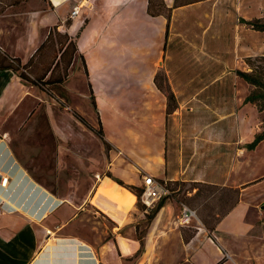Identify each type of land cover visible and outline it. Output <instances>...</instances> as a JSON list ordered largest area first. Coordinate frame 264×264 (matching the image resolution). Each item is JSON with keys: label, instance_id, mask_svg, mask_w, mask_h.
I'll return each instance as SVG.
<instances>
[{"label": "crops", "instance_id": "0c3cea01", "mask_svg": "<svg viewBox=\"0 0 264 264\" xmlns=\"http://www.w3.org/2000/svg\"><path fill=\"white\" fill-rule=\"evenodd\" d=\"M50 1L54 9L0 15V264H238L228 239L250 230L247 217L256 197L251 191L260 183L250 180L248 170L243 171L244 166L248 167L243 161L240 171L232 173L228 180L231 187L239 190V201L217 224L216 241L198 226L186 242L177 220L178 203L168 199L141 236L138 224L145 219L147 209L138 206L130 189L98 176L96 182L101 186H95L80 205L66 201L38 183L18 161L11 147V125L6 123L12 117L25 115V102L34 93L33 86L11 64H15V58L21 64L27 63L46 41L51 27L57 25L60 32L65 30L76 42L78 51L73 64L77 59L82 61L81 56L85 59L86 67L82 64L87 96L92 98L99 129L115 157L110 172L132 185L143 184L142 173L158 181L172 180L167 97L155 82L159 64L165 60V66L174 56L173 38L187 33L218 35L214 21L222 19L221 14L234 13L233 1L224 0L222 6L223 0H199L174 7L169 27L164 15L148 13V0H84L70 24H65L67 13L58 11L69 2L59 1L57 5L55 0ZM165 3L173 7L175 0ZM237 7L248 19L260 18L264 0H239ZM207 21L210 26H197ZM193 23L198 24L190 27ZM143 29L148 33L147 45L132 37L133 32ZM155 38L156 44L149 42ZM138 43L144 54L139 55ZM169 83L173 84L170 79ZM139 99L144 102L139 103ZM4 179L7 182L3 185ZM202 179L226 183L210 173L195 180ZM249 192L251 198L246 201L244 196ZM90 201L95 203L96 212L109 218L117 229L109 239L89 238L70 228L69 218L64 219V207L71 209L72 217L84 213V219L85 204Z\"/></svg>", "mask_w": 264, "mask_h": 264}, {"label": "rangeland", "instance_id": "374dc122", "mask_svg": "<svg viewBox=\"0 0 264 264\" xmlns=\"http://www.w3.org/2000/svg\"><path fill=\"white\" fill-rule=\"evenodd\" d=\"M59 1L55 0V3L61 4ZM191 1L196 0H179L180 3ZM232 1L234 13L221 14L223 18L214 21L218 35L187 33L173 38L171 48L175 50L174 56L165 66V60L159 64L157 81L167 97V107L170 104L174 108L167 113L166 122L169 153L173 156L172 180H168L166 185L169 188L168 200L178 203L181 211L188 206L197 213V219L191 224H180L182 234L196 233L198 226L210 232L209 228L216 227L235 206L237 195L228 180L232 173L240 171L242 161L247 164L243 171H249L251 181L260 182L251 191L256 195L254 208L247 217L252 226L248 232L228 240L238 264H264V141L255 150L245 147L264 130V111H259L254 103H245V97L257 88L238 75L239 70L251 72L254 66L264 65V31L250 23H264V8H260V18L248 19L237 7L239 0ZM83 2L71 0L59 8L60 13H67L65 24L72 20L73 7L79 4L82 7ZM221 5L224 6V0ZM51 8L55 7L50 0H0V15ZM205 13L208 14V10ZM193 24L190 27L194 28L198 23ZM208 25L209 21L197 26L203 28ZM62 31L53 33L52 41L35 55L27 69L25 82L33 86L34 93L25 102V115L12 117L6 123L12 129L11 147L24 168L49 191L80 205L87 196H91L95 186H101L96 182L98 176L117 182L110 172L115 157L101 139L95 138L72 115L76 111L99 128L91 106L92 98L90 102L87 96L82 61L77 59L75 65L68 66V55L60 60V43L65 41V30ZM132 35L147 45L145 29ZM152 41L149 42L157 43L156 38ZM138 44L141 55L145 50H141L143 46ZM56 61L59 64L52 79L61 78V82L47 83V77L37 82L36 78L44 76ZM176 91L180 98H177ZM171 94L174 96L169 100ZM138 102L142 103L144 99ZM209 173L225 179L227 184L195 180ZM120 185L132 184L124 182ZM135 186L138 192V189H143L142 184ZM251 192L245 194L246 201L251 198ZM141 194L139 198L135 194L138 206L146 208L147 213L151 212L160 199L148 207L142 202ZM86 203L84 219V213L79 212L72 217L71 209L63 208L64 219L69 218L70 228L89 238L100 237L99 240H103L112 237L117 230L113 222L96 212L94 202ZM147 213L138 224L141 236L149 222ZM214 231L211 232L215 237ZM51 235L55 236V233Z\"/></svg>", "mask_w": 264, "mask_h": 264}, {"label": "trees", "instance_id": "16d2710c", "mask_svg": "<svg viewBox=\"0 0 264 264\" xmlns=\"http://www.w3.org/2000/svg\"><path fill=\"white\" fill-rule=\"evenodd\" d=\"M196 1H199V0H196ZM191 2H194V1H191ZM191 2H189V3H191ZM187 3L188 2H181L180 3L179 0H175V5L173 7H168L167 4L165 3V0H148V13L152 16L164 15L168 19V27H169L173 8L177 7V6L185 5ZM70 23H71V20H68L67 24H70ZM250 23L254 26V28L261 30V31H264V23H257V22H250ZM56 31L60 32L59 26H57V25L50 30L46 41L38 48V50L36 51L34 56L27 63L21 64L17 58L14 59L15 64L14 63L11 64V67H13L17 71H20V76L22 78L28 79L26 73H27V69L30 66L33 58L35 57V55L38 52H40L46 46V44H48L49 42L52 41L53 33ZM167 34H168V29H167ZM64 38H65V41L60 43V50H61L60 60L62 58H64V56L68 55V66H69V65H72L73 58H74L75 54L77 53L78 49H77L76 42L69 36L68 33L64 34ZM70 48H72L71 51H70ZM81 58H82V62L84 64V66L86 67L84 57L81 56ZM262 60L264 61V57L262 58ZM58 64H59V61H56L54 63V67H50L48 69V71L46 72V74L42 77L36 78V81L37 82L40 81V78L42 80H44L47 77L48 79L45 81L47 83H51L53 81L61 82V78H57V80L52 79L55 67ZM238 75L240 77H242L245 81H247L249 84H251L257 88V89H254L250 94H248L245 97V103H254L258 106L259 111H264V65L254 66L253 70L251 72L239 70ZM155 82H156L157 86L162 90V87L160 86V84L157 81V75L155 77ZM49 93H50V91H49ZM172 96H174V95L171 94L168 96L169 100L172 98ZM93 104L96 107L95 100H93ZM173 109L174 108L171 107L170 104H168L167 113H171ZM73 113L82 123H84L86 126H88L92 131H94L102 139V141L104 142V144L106 145L107 148L111 149L110 143L104 137V133H103L102 128L96 129L89 122H87L86 119H84V117H82L79 113H77L76 111H74ZM263 140H264V130L257 133L255 135L254 139L252 140V142L247 143L245 145V147L248 150H254ZM116 180L118 183L124 184V182L121 179L116 178ZM159 181L161 183H166L164 180H161V179ZM124 186H126L128 189L133 191L137 195L138 198L140 197V194L142 192L141 188L138 189L140 191V192H138L135 190V188H137L135 185H124ZM234 192L237 195V201L235 202V205H236V203L239 201L240 192L237 189H234ZM167 199H168V195L163 196L159 200V202L155 206V208L153 210H151V212L147 213V217L149 220H151L156 215V213L164 205V203ZM215 229H216V227L209 228V230H210L209 236L216 241L215 237L213 236V234L211 232V231H214ZM194 235H195V233H190L188 235H186V234L183 235V237H184V240L186 242H189V240ZM216 264H219V263H216Z\"/></svg>", "mask_w": 264, "mask_h": 264}, {"label": "built area", "instance_id": "2783aa9c", "mask_svg": "<svg viewBox=\"0 0 264 264\" xmlns=\"http://www.w3.org/2000/svg\"><path fill=\"white\" fill-rule=\"evenodd\" d=\"M62 2H70L71 0H60ZM81 7L79 5H75L71 11L72 17L78 15ZM140 172V171H139ZM143 174V173H142ZM143 184H142V194L141 200L148 207L152 206L155 201L162 198V196H166L169 194V188L166 183H161L153 175L143 174ZM7 179H4L2 184H6ZM197 219V213L194 209L184 206L181 211V215L179 217V222L183 226H187L192 223L193 220Z\"/></svg>", "mask_w": 264, "mask_h": 264}, {"label": "water", "instance_id": "95a60500", "mask_svg": "<svg viewBox=\"0 0 264 264\" xmlns=\"http://www.w3.org/2000/svg\"><path fill=\"white\" fill-rule=\"evenodd\" d=\"M263 208H264V205H263Z\"/></svg>", "mask_w": 264, "mask_h": 264}, {"label": "bare ground", "instance_id": "6f19581e", "mask_svg": "<svg viewBox=\"0 0 264 264\" xmlns=\"http://www.w3.org/2000/svg\"><path fill=\"white\" fill-rule=\"evenodd\" d=\"M80 7H81V5H80Z\"/></svg>", "mask_w": 264, "mask_h": 264}]
</instances>
